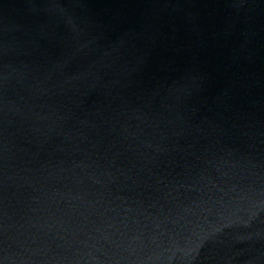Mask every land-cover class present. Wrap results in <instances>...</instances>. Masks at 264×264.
Instances as JSON below:
<instances>
[{"label": "water", "instance_id": "water-1", "mask_svg": "<svg viewBox=\"0 0 264 264\" xmlns=\"http://www.w3.org/2000/svg\"><path fill=\"white\" fill-rule=\"evenodd\" d=\"M0 264H264V0H0Z\"/></svg>", "mask_w": 264, "mask_h": 264}]
</instances>
